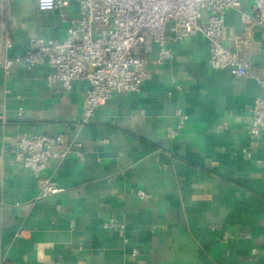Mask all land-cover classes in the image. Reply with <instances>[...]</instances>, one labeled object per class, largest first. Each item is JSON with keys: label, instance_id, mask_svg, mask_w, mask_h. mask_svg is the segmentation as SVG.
<instances>
[{"label": "crops", "instance_id": "crops-1", "mask_svg": "<svg viewBox=\"0 0 264 264\" xmlns=\"http://www.w3.org/2000/svg\"><path fill=\"white\" fill-rule=\"evenodd\" d=\"M250 5L240 0L225 13L222 45L264 80V28L247 32L239 21ZM64 12L76 18L78 5ZM8 18L0 60L32 39L65 36L59 11L41 12L33 1L14 0ZM166 48L172 57L160 65L156 46L143 54L138 92L114 94L81 129L73 124L86 82L67 92L46 86V64L0 69V264H264V132L250 134L264 91L252 77L212 69L198 34ZM177 110L187 119L171 138ZM38 135L79 141L84 152L48 165L59 192L47 198H39L40 179L14 161L17 138ZM110 219L125 229L106 228Z\"/></svg>", "mask_w": 264, "mask_h": 264}, {"label": "built area", "instance_id": "built-area-1", "mask_svg": "<svg viewBox=\"0 0 264 264\" xmlns=\"http://www.w3.org/2000/svg\"><path fill=\"white\" fill-rule=\"evenodd\" d=\"M14 0H2L0 24L8 34V10ZM33 1L41 12L59 11L60 23L66 26L61 40L32 39L22 54L4 56L0 69L9 75L16 64L31 69L46 64L51 71L45 77L48 88L55 84L69 92L76 81H84L88 88L84 106L73 127L81 129L91 124L95 110L105 105L114 94L128 95L138 92L146 78L147 58L156 46L155 64L160 65L172 57L167 42L177 43L192 34L200 35L209 50V66L227 71L234 78L252 77L260 91L264 80L253 76L251 65L237 50L222 45L224 15L240 9V0H27ZM249 13H240L239 21L247 32L264 28V0H249ZM71 2L78 5L76 18L64 12ZM203 21V22H202ZM8 36V35H7ZM22 108L18 114L21 115ZM176 126L169 131L174 138L187 119L180 110L175 111ZM264 132V99L255 97L250 122V134L255 139ZM82 160V144L65 140L62 135L20 136L15 144L14 161L32 176L40 179L39 198L56 195L59 189L51 185L48 165L61 164L66 158ZM141 201L150 198L137 191ZM108 229L124 230V224L110 219ZM227 238L224 234L223 239ZM140 250H130L137 257ZM5 264V263H1Z\"/></svg>", "mask_w": 264, "mask_h": 264}]
</instances>
